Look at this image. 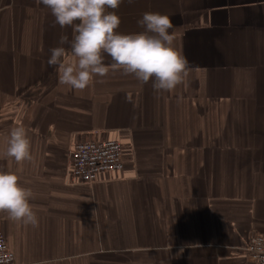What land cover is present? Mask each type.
<instances>
[{
	"label": "crops",
	"instance_id": "obj_1",
	"mask_svg": "<svg viewBox=\"0 0 264 264\" xmlns=\"http://www.w3.org/2000/svg\"><path fill=\"white\" fill-rule=\"evenodd\" d=\"M123 34L167 15L189 75L170 92L111 69L84 90L48 60L71 27L36 0H0V171L31 189L38 225L0 212L15 264H252L264 235V0H123ZM104 62H113L105 54ZM23 127L32 160L4 153ZM119 141L125 170L74 178L75 143Z\"/></svg>",
	"mask_w": 264,
	"mask_h": 264
},
{
	"label": "clouds",
	"instance_id": "obj_2",
	"mask_svg": "<svg viewBox=\"0 0 264 264\" xmlns=\"http://www.w3.org/2000/svg\"><path fill=\"white\" fill-rule=\"evenodd\" d=\"M51 10L55 24L71 27L73 38L62 35L52 48L48 63L57 70L59 83L84 90L93 77L106 76L111 69L133 75L141 83L153 81L157 92H170L182 85L189 75V62L174 46L170 18L158 12H145L138 24L139 33L117 31L121 18L115 11L123 0H36ZM132 3L133 0H128ZM105 54L112 60L106 65ZM30 140L23 127L13 128L4 155L16 162L32 160ZM13 172L0 171V212L25 225H38V217L30 204L31 189L23 187ZM7 264V260H0Z\"/></svg>",
	"mask_w": 264,
	"mask_h": 264
},
{
	"label": "built area",
	"instance_id": "obj_3",
	"mask_svg": "<svg viewBox=\"0 0 264 264\" xmlns=\"http://www.w3.org/2000/svg\"><path fill=\"white\" fill-rule=\"evenodd\" d=\"M70 170L82 184H95L102 174L116 179L125 170L124 149L119 141L75 143L71 155ZM239 253L252 264H264V235H254ZM15 264V255L8 248L0 230V260Z\"/></svg>",
	"mask_w": 264,
	"mask_h": 264
},
{
	"label": "trees",
	"instance_id": "obj_4",
	"mask_svg": "<svg viewBox=\"0 0 264 264\" xmlns=\"http://www.w3.org/2000/svg\"><path fill=\"white\" fill-rule=\"evenodd\" d=\"M242 255V254H241ZM242 256H244V255H242ZM245 257V256H244Z\"/></svg>",
	"mask_w": 264,
	"mask_h": 264
}]
</instances>
